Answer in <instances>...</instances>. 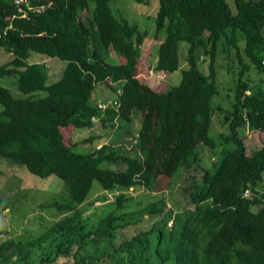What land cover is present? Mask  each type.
<instances>
[{"label":"trees","instance_id":"obj_1","mask_svg":"<svg viewBox=\"0 0 264 264\" xmlns=\"http://www.w3.org/2000/svg\"><path fill=\"white\" fill-rule=\"evenodd\" d=\"M17 1L0 0V48L13 56L0 78H15L21 94L0 83V161L57 178L49 183L67 195L49 207L67 215L34 239L0 244V264H28L38 250L42 264H264V145L249 149L241 137L247 127L264 133V0H234L236 10L229 0H158L155 36L165 38L151 68L171 75L183 58L187 63L180 85L164 91L140 77L148 32L118 18L113 0ZM221 46L240 65L226 110L213 102ZM203 55L208 72L199 68ZM46 60L65 63L58 81ZM253 71L257 81L249 78ZM98 85L122 90L118 109L103 112L92 102ZM217 110L229 129L218 142L211 135ZM136 114L141 127L130 147L104 142L96 149L102 139L95 136L71 143L94 118L104 127L127 121L131 133ZM86 143L93 149L78 152ZM220 146L219 159L204 167L203 151ZM192 168L203 175L193 180L190 208L150 205L148 216L126 219L136 215L125 210L127 191L167 190ZM95 182L104 192L100 201L119 195L116 208L92 226L80 207ZM131 226L141 228L126 237Z\"/></svg>","mask_w":264,"mask_h":264},{"label":"rangeland","instance_id":"obj_2","mask_svg":"<svg viewBox=\"0 0 264 264\" xmlns=\"http://www.w3.org/2000/svg\"><path fill=\"white\" fill-rule=\"evenodd\" d=\"M229 2L233 9L236 10L234 0H229ZM111 6L118 18L129 21L132 25H137L143 33L148 32L146 42L142 47V61L144 62L140 68V77L151 87L160 91L180 85L183 77L182 69L187 68L184 58L181 69L171 75L152 70L157 63L159 45L165 38L164 33L159 38L155 36L157 30L155 18L159 6L158 0H153L150 4H139L135 0H113ZM186 49L187 45L183 43V57L186 54ZM222 49L223 47L221 46L220 51ZM12 59L13 56L11 54L0 48V66L9 63ZM110 59L112 64H118L120 61L119 55L115 52H112ZM45 62L49 67L51 78L58 81L57 79L62 76L65 63L57 60H46ZM209 62L208 57L201 56L199 68L204 72H208ZM218 62L219 94L214 98L213 102L217 108L223 110L232 109L235 101V93L232 89L238 82V68L240 65L235 57L229 59L227 54L222 51L220 52ZM147 67L152 68L148 71ZM249 78L257 81L259 75L256 74V71H253L249 75ZM0 83L9 88L15 96L21 95L17 89L15 78H0ZM42 94L44 95L45 93ZM118 97L117 92L105 85H98L92 102L98 103L100 101L99 103H108L118 99ZM141 120V114L133 116V122L129 125L131 133L128 131L127 121L116 120L115 127H104L101 122H95L92 129L77 130L72 136V141H69L71 143L73 141L82 142L84 139L95 136L100 137V140L102 139L99 144L95 145L99 146V148L102 147L104 142L127 144L130 147L132 143L136 142V135L141 127ZM228 132V125L224 122V113L217 110L214 115L211 135L218 142L221 140V134H228ZM241 137L249 149L260 148L264 145V133L252 132L248 127L242 130ZM89 145L90 143L82 145V148L78 149V152L86 153L93 149L92 147L88 149ZM221 148V146L218 147L215 152L209 149L203 151L204 160L202 164L204 167L212 166L219 159ZM23 169L12 167L6 162L0 161V199L5 204V207L4 205H0V231L3 233L0 234V244L9 239L16 241L34 239L42 235L53 223L67 215L55 208L49 207L50 204L54 203L55 199L67 195L62 186L52 187L53 185L49 183L52 179L57 178L42 179ZM202 175V169L192 168L179 175L172 187L159 192H149L143 187L131 188L126 194L132 197V200L127 203L125 210L128 213L136 212V215L127 216L126 219L128 221L135 219L134 221H136L141 216H148L146 208L150 205H158V207L174 209L178 212L190 208L189 195L193 191V180L200 181ZM118 195L119 192L108 193L107 200L105 202L100 201V198L104 196V192L101 185L95 182L88 200L80 207L84 213L83 217L85 219L89 218L90 225H96L102 215L116 208ZM142 225L144 227L148 226L147 223H142ZM139 228L141 227L131 226L124 230V235L126 237L133 235L140 230ZM41 258L42 251L38 250L37 254L34 255L28 264H42Z\"/></svg>","mask_w":264,"mask_h":264},{"label":"built area","instance_id":"obj_3","mask_svg":"<svg viewBox=\"0 0 264 264\" xmlns=\"http://www.w3.org/2000/svg\"><path fill=\"white\" fill-rule=\"evenodd\" d=\"M23 2H24V0L17 1L18 4H21ZM117 93H118V95H121L122 94V90L120 89ZM120 106H121V104H120V102H119L118 99H116L114 101H111V102H108V103L101 102L98 105L99 109L101 111H103V112H105L106 110H108L110 108H116V109H118ZM93 122H96V119L95 118L93 119ZM97 149H100L99 146L97 147ZM245 196H250L249 190H246L245 191Z\"/></svg>","mask_w":264,"mask_h":264},{"label":"crops","instance_id":"obj_4","mask_svg":"<svg viewBox=\"0 0 264 264\" xmlns=\"http://www.w3.org/2000/svg\"><path fill=\"white\" fill-rule=\"evenodd\" d=\"M100 102V101H99Z\"/></svg>","mask_w":264,"mask_h":264}]
</instances>
